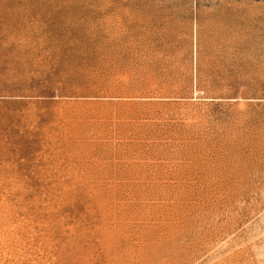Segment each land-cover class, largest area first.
I'll return each instance as SVG.
<instances>
[{
  "label": "rangeland",
  "instance_id": "1",
  "mask_svg": "<svg viewBox=\"0 0 264 264\" xmlns=\"http://www.w3.org/2000/svg\"><path fill=\"white\" fill-rule=\"evenodd\" d=\"M0 264H264V0H0Z\"/></svg>",
  "mask_w": 264,
  "mask_h": 264
}]
</instances>
